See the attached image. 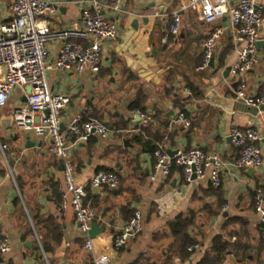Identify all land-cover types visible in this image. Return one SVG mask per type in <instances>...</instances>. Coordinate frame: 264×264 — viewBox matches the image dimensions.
Instances as JSON below:
<instances>
[{"label":"crops","instance_id":"1","mask_svg":"<svg viewBox=\"0 0 264 264\" xmlns=\"http://www.w3.org/2000/svg\"><path fill=\"white\" fill-rule=\"evenodd\" d=\"M47 1L54 6L44 17L51 33L83 29L82 0ZM101 1L105 16L117 25L119 33L104 45L100 72L47 71L52 91L71 98L62 111L63 130L77 118L87 120L89 109L110 129L107 139L95 136L88 142H73L70 149L77 181L86 186L88 203L99 226L105 229L92 239L95 251L109 257L111 264H199L215 237L223 234L231 243L252 251L245 261L240 258L242 250L240 255L228 254L223 264H264V249L259 246L264 224L255 211V191L264 188V165L257 170L237 167L240 150L229 135L231 127L237 126L255 128L264 137V106L249 107L235 98L239 77L232 70L227 72L237 62L233 34L225 32L213 66L201 70L203 44L213 25L195 11H181L186 0H130L121 11L112 9L114 0ZM237 1L230 0L232 4ZM13 2L0 0V19H12ZM259 2L264 8V0ZM175 12L181 15L182 32L179 37L172 36L167 45L164 39ZM229 23V17L221 22ZM260 38L264 41V25ZM71 40L86 43L80 38ZM63 44V39L48 41L49 64L56 62ZM258 53V64L243 76L253 97L264 93V44ZM172 71L174 76H170ZM189 84L201 96L186 103L192 95ZM135 102L134 109L151 116L148 123L131 117ZM26 103L27 91L16 88L0 109V237L12 244L11 251L0 257V264H94L73 209L60 210L62 162L51 152L48 140L15 124L14 110ZM181 107L193 121L191 129L177 121ZM170 111L176 113L175 119L168 116ZM142 126H149L148 135L169 154L198 147L219 155L224 163L222 186L213 192L209 175L187 183L178 166L168 178H155L154 153L133 141V133ZM259 146L264 152V139ZM104 168L122 178L117 188L91 187L92 177ZM136 210L143 215L142 232L125 247L115 249L114 237ZM191 210L197 213L199 226L192 232L199 248L182 259L175 256L178 250L170 234L178 217ZM214 211L218 214L212 215ZM50 217L59 228L62 243L47 254L42 239L51 238ZM159 234L168 236L155 238Z\"/></svg>","mask_w":264,"mask_h":264},{"label":"built area","instance_id":"2","mask_svg":"<svg viewBox=\"0 0 264 264\" xmlns=\"http://www.w3.org/2000/svg\"><path fill=\"white\" fill-rule=\"evenodd\" d=\"M130 0H114L112 9L121 11L122 6ZM85 7L81 14L82 30L51 33L44 19L52 12L54 6L47 0H14L10 10L12 19H0V109L5 107L16 88L26 90L27 103L14 110L16 126L24 131L32 132L39 139L50 143L51 152L63 164V184L59 187L61 195L60 210L71 207L81 232L85 236V249L92 254L94 264H111L104 254L95 251L89 232L95 220V211L86 201V186L77 181L75 165L70 154L72 143H84L97 136L107 139L109 127L87 110L88 119H75L66 130H63L62 111L71 98L63 93H54L47 79V71L55 68L61 71H72L81 74L86 69L98 74L103 65L104 45L118 37L117 25L110 21L104 13L105 4L101 0H82ZM192 10L209 25H213L208 38L203 44V62L199 69L211 66L218 43L227 30L233 34L236 46L237 62L232 72L239 77L234 89L235 98L245 105L254 108L264 106V93L258 97L248 94L247 84L243 76L251 71L259 62L258 43L260 29L264 25V8L259 0H238L232 4L230 0H186L181 11ZM160 16L159 12L155 13ZM225 17H229V25H222ZM182 32V19L179 12L173 14V22L168 34L179 37ZM168 35V36H169ZM168 36L164 39L167 41ZM80 38L86 43L73 42ZM52 39H63L64 44L58 59L49 64L47 43ZM191 94L190 92H188ZM49 111V114L46 112ZM132 118H141L148 123L151 116L139 109L131 111ZM185 129L191 127V120L183 112L177 120ZM233 144L240 150L236 165L244 169H260L264 165V152L259 146L264 137L255 128H239L232 126L229 131ZM155 178H168L175 167H181L187 183L209 175L215 188L222 186V169L224 163L217 154H207L201 148L177 149L173 155L159 148L154 154ZM93 189L103 186L117 188L119 175L113 171L100 170L91 179ZM2 198L0 192V212ZM255 211L264 224V188L255 191ZM143 230V215L136 210L131 219L120 229L113 239L115 249H121L129 240ZM264 236V231H263ZM199 245H191L188 250L194 251ZM12 249L10 240L0 237V257Z\"/></svg>","mask_w":264,"mask_h":264},{"label":"trees","instance_id":"3","mask_svg":"<svg viewBox=\"0 0 264 264\" xmlns=\"http://www.w3.org/2000/svg\"><path fill=\"white\" fill-rule=\"evenodd\" d=\"M171 39H172V36L169 35L165 44L168 45V43ZM167 45H165V46H167ZM201 62H203V56H202ZM171 73L172 74H170V76H174V71H172ZM172 80L173 79H171L170 81H172ZM189 90L192 92V95L188 96L184 102H186V103L190 102L191 98L192 99H196V98L198 99V97L201 96L199 91L197 89H195L192 84H189ZM137 103L138 102H135L131 106V109L137 108ZM180 111L186 114V110L184 109V107H181ZM155 116H156V114L153 115V118ZM192 126H193V121H191L190 129L192 128ZM148 127L149 126H147V127L142 126L140 131H138V133H133L132 136H133V141L137 145H141L146 152L153 154L160 147L148 135V132H147ZM138 130H139V128H138ZM91 139H89L88 141H90ZM104 170L113 171L112 169H109V168H104ZM121 183H122V178L119 175V184H121ZM212 188L213 189H211V190L213 192H215L214 191L215 187H212ZM219 188H215V190H218ZM86 201L89 202V199L86 198ZM216 214H218V211L212 212V215H216ZM196 215H197V213L194 210H191V211H189V213L186 216H184V215L179 216L175 225L172 226V230H171L170 235H172L174 237V239H175L174 247L176 245V248L178 250V252H177L178 254L176 253L175 256H180L182 259L184 257H189V255L191 254V251H189L188 248L191 245L197 244V241H198V239L196 238V236L192 232V230L195 227L199 226V225H197V223L195 221ZM47 220L49 223L48 231H49L51 238H49V239L43 238L42 244H43V248H44L45 252L47 254H49L55 250V247H58L62 243V236L58 231V229H59L58 226H56L55 223L53 222L54 221L53 217H50ZM163 236L167 237L168 235L166 236L164 234H161V235L159 234V236L156 235L155 238L160 239V238H163ZM227 237L228 236L225 237V235H223V234L215 237V239L212 242V245L209 247V249L207 250L204 257L201 259L199 264H223V262L228 257V254L240 255L239 252L241 250H242L241 252H243V254L240 258L245 261L248 258V256L250 255V253L252 252L251 249L249 247L246 249H243L242 245L240 243L236 242L233 244L228 239H226ZM259 246L261 247V250L264 249V239L261 240Z\"/></svg>","mask_w":264,"mask_h":264},{"label":"water","instance_id":"4","mask_svg":"<svg viewBox=\"0 0 264 264\" xmlns=\"http://www.w3.org/2000/svg\"><path fill=\"white\" fill-rule=\"evenodd\" d=\"M263 44H264V41H261L260 40L259 43H258V47L261 46V45H263ZM213 63H214V60L211 62V66H213ZM231 70H232V67H228L227 68V72H230ZM26 91H27V93H31L32 87L31 86L27 87ZM46 113L49 114V111H47ZM168 116L171 117V118H173V119H175L176 118V113L174 111H170L168 113ZM127 142L128 141H126V143ZM170 154L173 155V153H170ZM61 169L62 170L64 169L63 164H62ZM196 178L197 177L194 176V179H196ZM104 230L105 229L103 227H100L99 226L98 221H97V217H95V220L92 223L91 231L89 232V235H90L91 239H95L99 234L103 233Z\"/></svg>","mask_w":264,"mask_h":264}]
</instances>
